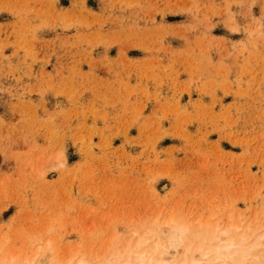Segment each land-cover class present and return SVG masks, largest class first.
Here are the masks:
<instances>
[{"label":"rangeland","instance_id":"rangeland-1","mask_svg":"<svg viewBox=\"0 0 264 264\" xmlns=\"http://www.w3.org/2000/svg\"><path fill=\"white\" fill-rule=\"evenodd\" d=\"M198 219L264 233V0H0V264Z\"/></svg>","mask_w":264,"mask_h":264},{"label":"bare ground","instance_id":"bare-ground-1","mask_svg":"<svg viewBox=\"0 0 264 264\" xmlns=\"http://www.w3.org/2000/svg\"><path fill=\"white\" fill-rule=\"evenodd\" d=\"M153 224H151V227H153ZM155 224L157 227L158 223ZM196 224L198 228L194 225L197 228L194 231L187 227L177 228L171 222V224H164L163 231L154 236L153 233L159 228L157 227L156 230L150 228L141 236L138 235L136 241L129 242L120 253L118 252L115 255L114 264H264V233L261 236L257 235V238L251 242L252 240L249 241V238L254 236L255 233L247 230L250 227L244 229L243 224L232 225L230 223L228 226H220V223H217L214 225V229L212 228V234L210 235L207 232L209 226L206 223L203 242L198 246L196 245L197 247H191V245L183 247L185 239L188 236L193 237L194 233L199 231L201 221L198 219ZM238 230L240 233H237ZM237 234H240V237L235 240ZM192 239L194 240V238ZM180 248L183 249L181 255L171 254V250L179 251ZM76 256L77 253L70 255V258L66 261L65 258L62 261L60 259V263L52 259L54 261L52 264H90L89 260L84 258L77 260ZM26 259L22 262L19 261V263L18 258L12 256L7 263L2 262V264H30L34 261L30 258L31 262L29 263ZM94 260L96 261V259ZM98 264H104V262Z\"/></svg>","mask_w":264,"mask_h":264}]
</instances>
